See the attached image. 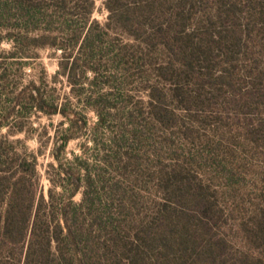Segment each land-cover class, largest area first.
Segmentation results:
<instances>
[{
	"label": "trees",
	"instance_id": "trees-1",
	"mask_svg": "<svg viewBox=\"0 0 264 264\" xmlns=\"http://www.w3.org/2000/svg\"><path fill=\"white\" fill-rule=\"evenodd\" d=\"M70 1L0 0V264H264V0H106L103 26L77 0L81 27ZM118 29L136 44L98 52ZM45 47L97 117L80 155L86 114L20 84ZM37 112L68 124L47 193L43 150L10 138Z\"/></svg>",
	"mask_w": 264,
	"mask_h": 264
},
{
	"label": "rangeland",
	"instance_id": "rangeland-1",
	"mask_svg": "<svg viewBox=\"0 0 264 264\" xmlns=\"http://www.w3.org/2000/svg\"><path fill=\"white\" fill-rule=\"evenodd\" d=\"M77 2V0H72L70 3H65V8L62 10V17L67 18L70 20L69 22H72L73 24H77L78 27H81L83 25V21L81 19V15L78 14L77 11L72 9V6H75L74 4ZM82 3V1L80 0ZM95 5L93 9V13L90 17V22L98 21L100 25H105V23L108 21V14L109 11L106 7V0H94ZM67 12H71L70 17ZM76 12V13H75ZM74 13V14H73ZM67 15V16H65ZM65 16V17H64ZM58 26L65 27V24L62 25L61 22L57 21L55 24ZM76 26V25H75ZM101 41V49L98 52H104V54L111 52V43H114L113 46H116L118 44H121V42H129V43H135L136 41L132 39L131 37L127 36L125 33H123L121 30H113L110 37H104ZM13 50V44L9 41H4L2 44H0V58L3 56V52H11ZM26 52H36L32 53V57L22 59L21 62H29V65L24 66V74L22 75V79L20 81V84H26L31 80H35L38 85L41 86V89L43 92L50 98L56 100L59 103L67 104L75 108L76 110L85 113L86 116L89 119V129L86 132V134L80 138L72 139L68 145H67V156L72 157V152H75L76 154H82V150L80 149V145L85 142L86 140H92L93 133H92V127L94 126V123L97 119L96 114L89 108H87L84 105V99L85 95L82 96L81 99L79 97H76L75 94L71 91V86L65 76H60L57 79H55V74L59 70V56H60V50H55L51 47H45V48H38L35 50H26ZM76 52L78 50L76 49ZM99 59V58H98ZM110 55H104L100 68L104 72H108V70L113 69V65L109 62ZM23 67V66H22ZM108 76V73H106ZM104 75V76H106ZM90 78H92L93 75H88ZM106 78V77H105ZM100 84V82H99ZM136 85H132L129 87L130 91L127 90L126 92H131L134 96V100L143 97L147 98L145 91L141 90L139 87H135ZM77 88H80V85L77 86ZM92 89H89V92H91ZM114 102H117L118 105H120V101H117L114 99ZM122 106V104H121ZM33 121L34 126L36 127V130H28L25 132H19L15 135H11L10 138L13 140H22L23 146H27V148L31 151L38 152L40 149H42V153L38 155V170L42 177V184L45 190V193H47V189L50 186L49 179H48V170H50V165L55 163L54 158L52 157V146L57 139L59 135L62 134L64 129L67 127L66 120L64 117L60 114L56 115H46L41 112L33 113L31 115V119ZM7 128L0 131V135L6 134ZM91 147H95V144L93 142L89 143ZM94 149V148H93ZM98 154V153H97ZM92 155L95 156V151L92 150ZM170 164H173L172 162H168ZM250 182V178L247 179ZM247 182V181H245ZM81 195L78 194L75 197L76 201H80ZM227 232V231H226ZM228 238H230L229 231L226 233ZM229 234V235H228ZM234 240V239H233Z\"/></svg>",
	"mask_w": 264,
	"mask_h": 264
}]
</instances>
